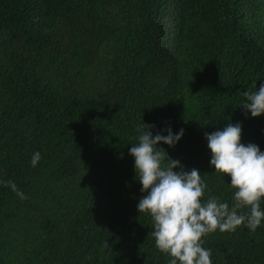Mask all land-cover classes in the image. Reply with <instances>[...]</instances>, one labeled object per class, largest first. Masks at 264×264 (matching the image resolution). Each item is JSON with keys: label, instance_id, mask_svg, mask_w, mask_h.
<instances>
[{"label": "trees", "instance_id": "obj_1", "mask_svg": "<svg viewBox=\"0 0 264 264\" xmlns=\"http://www.w3.org/2000/svg\"><path fill=\"white\" fill-rule=\"evenodd\" d=\"M261 83L264 0H0V180L27 197L0 186V264H167L128 149L146 125L183 128L161 151L231 204L204 133L240 122L264 151V114L240 106ZM202 246L264 264V224Z\"/></svg>", "mask_w": 264, "mask_h": 264}, {"label": "clouds", "instance_id": "obj_2", "mask_svg": "<svg viewBox=\"0 0 264 264\" xmlns=\"http://www.w3.org/2000/svg\"><path fill=\"white\" fill-rule=\"evenodd\" d=\"M244 97L240 106L246 115L264 114V83L245 91ZM146 126L147 130L137 136L138 142L128 149L140 192L145 193L136 208L139 214L151 217L155 247L170 257L167 264H212L211 250L202 246L203 237L217 230L233 232L241 226L255 232L264 224V151L255 143L241 142L240 122L204 133L210 150L209 165L230 177L228 184L234 189L231 204L207 195L208 186L199 169L185 170L179 160L161 151L164 148L158 146L160 142L175 147L184 135L183 128L173 132L169 126L153 135L155 125ZM41 158L39 151L33 152L30 165L36 167ZM0 186L20 200L27 198L10 179L0 180Z\"/></svg>", "mask_w": 264, "mask_h": 264}]
</instances>
